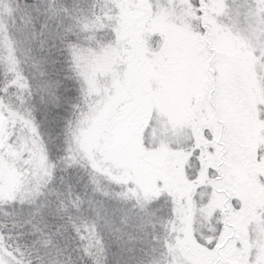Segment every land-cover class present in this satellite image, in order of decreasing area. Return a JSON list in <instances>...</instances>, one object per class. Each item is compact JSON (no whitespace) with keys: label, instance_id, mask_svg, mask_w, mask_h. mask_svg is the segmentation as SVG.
I'll return each instance as SVG.
<instances>
[{"label":"snow or ice","instance_id":"snow-or-ice-1","mask_svg":"<svg viewBox=\"0 0 264 264\" xmlns=\"http://www.w3.org/2000/svg\"><path fill=\"white\" fill-rule=\"evenodd\" d=\"M0 264H264V0H0Z\"/></svg>","mask_w":264,"mask_h":264}]
</instances>
